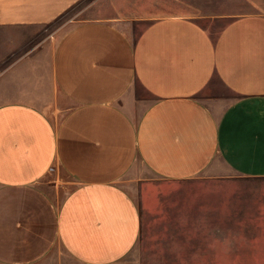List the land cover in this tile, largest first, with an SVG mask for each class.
I'll use <instances>...</instances> for the list:
<instances>
[{
  "label": "crops",
  "instance_id": "0c3cea01",
  "mask_svg": "<svg viewBox=\"0 0 264 264\" xmlns=\"http://www.w3.org/2000/svg\"><path fill=\"white\" fill-rule=\"evenodd\" d=\"M85 1L0 0V29ZM208 1L98 0L57 44L17 54L0 38V264H123L138 165L141 185L264 178V0ZM205 20L227 23L214 37Z\"/></svg>",
  "mask_w": 264,
  "mask_h": 264
},
{
  "label": "rangeland",
  "instance_id": "374dc122",
  "mask_svg": "<svg viewBox=\"0 0 264 264\" xmlns=\"http://www.w3.org/2000/svg\"><path fill=\"white\" fill-rule=\"evenodd\" d=\"M93 1L92 8V0H86L49 24L0 29V38L13 41L17 54L49 41L57 44L69 29L100 13L98 0ZM229 5L231 13L246 6L240 0H230ZM226 23L203 21L214 37ZM8 65L0 63V73ZM137 89L145 94L140 86ZM137 173L147 172L138 165L123 186L140 203L142 232L123 264H264V178H240L224 170L189 181L152 178L141 185ZM64 263L77 264L72 257Z\"/></svg>",
  "mask_w": 264,
  "mask_h": 264
}]
</instances>
